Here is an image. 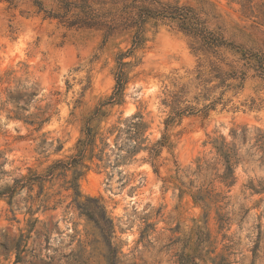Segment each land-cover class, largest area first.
Wrapping results in <instances>:
<instances>
[{
	"label": "rangeland",
	"instance_id": "374dc122",
	"mask_svg": "<svg viewBox=\"0 0 264 264\" xmlns=\"http://www.w3.org/2000/svg\"><path fill=\"white\" fill-rule=\"evenodd\" d=\"M142 1L199 30L152 20L124 57L78 206L63 164L133 33L68 26L50 16L64 0H0V264H264V0ZM202 28L217 53L195 49ZM94 199L110 219L87 215Z\"/></svg>",
	"mask_w": 264,
	"mask_h": 264
},
{
	"label": "trees",
	"instance_id": "16d2710c",
	"mask_svg": "<svg viewBox=\"0 0 264 264\" xmlns=\"http://www.w3.org/2000/svg\"><path fill=\"white\" fill-rule=\"evenodd\" d=\"M67 4L66 12L63 14L53 13L50 16L61 18L62 22L67 23L68 26L89 27V28H101L105 30L106 37L113 36L116 33L130 31L133 33V48L127 53H121L118 56V70H117V82L113 94L105 101L101 106L97 107L86 120L85 129L83 130V137H81L77 144V151L75 157L72 158L67 164H63L70 170L73 167V180L70 181L71 187L75 189L74 202L80 206L79 198L81 192L79 191L78 179L83 175L81 167H88L85 164V160H92L95 157L94 147L95 140L98 135L96 121L101 120L106 116V111L103 110V106L106 104H118L122 101L124 90L128 82V73L125 67L129 62H123L126 55H130L134 49L139 48L145 42L146 25L150 21L154 20L157 24L159 19H171L177 20L180 23L181 28L186 31H194L198 33L199 28L191 24L188 20V12L183 7H173L171 10L168 8L154 7L143 4L142 0H79L70 1L64 0ZM96 3H93L95 2ZM139 1H142L139 3ZM99 5V6H96ZM76 11V16L71 19L68 13ZM155 25V24H154ZM199 35L205 42H199V46L195 49L205 52H210L213 49L217 53L215 47L222 45L224 42L219 41L217 38H210L208 35L203 34V28ZM207 36V37H206ZM57 163L53 165L50 170L60 165ZM70 168V169H69ZM20 182V181H19ZM17 182V184L19 183ZM94 207L84 208L87 211L89 217H98L102 219L107 218V211L103 205L100 204L99 199L92 200ZM110 219V218H107ZM105 232V229H102Z\"/></svg>",
	"mask_w": 264,
	"mask_h": 264
}]
</instances>
